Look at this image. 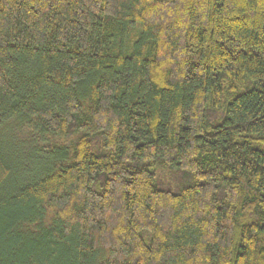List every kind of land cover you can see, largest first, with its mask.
Masks as SVG:
<instances>
[{"label":"trees","instance_id":"1","mask_svg":"<svg viewBox=\"0 0 264 264\" xmlns=\"http://www.w3.org/2000/svg\"><path fill=\"white\" fill-rule=\"evenodd\" d=\"M0 264H264V0H0Z\"/></svg>","mask_w":264,"mask_h":264}]
</instances>
